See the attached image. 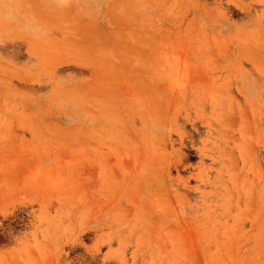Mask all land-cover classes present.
Listing matches in <instances>:
<instances>
[{"label": "rangeland", "instance_id": "1", "mask_svg": "<svg viewBox=\"0 0 264 264\" xmlns=\"http://www.w3.org/2000/svg\"><path fill=\"white\" fill-rule=\"evenodd\" d=\"M0 264H264V0H0Z\"/></svg>", "mask_w": 264, "mask_h": 264}]
</instances>
